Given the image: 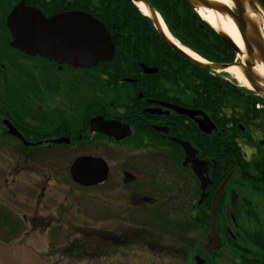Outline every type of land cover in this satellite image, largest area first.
I'll list each match as a JSON object with an SVG mask.
<instances>
[{
	"label": "flooded vegetation",
	"instance_id": "af4514ba",
	"mask_svg": "<svg viewBox=\"0 0 264 264\" xmlns=\"http://www.w3.org/2000/svg\"><path fill=\"white\" fill-rule=\"evenodd\" d=\"M6 2L0 0V149L21 154L17 168L9 170L27 174L28 188L12 192L21 209L16 203L0 207V244L31 247L49 264L107 257L121 244L173 257L199 255L206 263L209 225L205 230L198 222L203 215L211 218L214 193L228 176L217 201L222 248L236 264H263L261 64H251L255 89L229 75L209 79L223 91L215 96L197 94L195 77L188 86L149 78L158 68L146 73L142 65L154 66L141 61L93 68L60 64L10 46L5 21L14 6L5 14ZM97 117L118 137L128 136L90 132ZM209 122L214 129L207 130ZM184 145L190 148L187 161ZM84 156L104 160L102 181L83 185L72 179L71 165ZM112 159L120 161L119 174ZM56 166L62 167L59 182ZM63 182L67 193L58 195L52 187L63 188Z\"/></svg>",
	"mask_w": 264,
	"mask_h": 264
},
{
	"label": "water",
	"instance_id": "95a60500",
	"mask_svg": "<svg viewBox=\"0 0 264 264\" xmlns=\"http://www.w3.org/2000/svg\"><path fill=\"white\" fill-rule=\"evenodd\" d=\"M137 6L143 3L148 9L149 17L153 21L155 28L166 40L168 45L179 55L185 57L193 64L213 71H222L230 66L240 69L252 88L255 89L254 80L258 78L252 70V62L256 61L264 65V37L261 32V25L252 20L247 14V8L256 10L258 6L256 0H230L232 7L212 0H186L189 5L197 11L198 8H209L229 17L236 26L242 41L246 58L243 61L233 63H210L200 62L189 57L180 46L168 39L158 22V13L146 0H130ZM262 11V10H261ZM6 27L10 32V46L23 51L28 55H39L50 61L60 64L66 63L73 67L92 68L100 62H109L114 53V45L110 34L105 30L104 25L94 18L90 13L82 10H72L46 17L43 13L32 6H25L23 0L8 13L6 17ZM220 37L237 54L243 55L236 47L232 39L223 31H218ZM144 72H156V68H148L142 65ZM176 111L191 115L192 111L176 106H171ZM198 113V112H197ZM214 125L209 122L207 130L214 129ZM13 133L12 129H9ZM90 132L99 131L108 136H116L117 139L124 138L128 131L120 137L117 136L115 128L101 123L100 118H93L90 121ZM63 140H58L61 142ZM186 157L190 158V148L184 145ZM197 175L201 181L204 191L206 179L203 177L204 171L201 165H197ZM72 179L83 185H93L102 181L107 173L106 163L100 158L78 157L70 168ZM228 180V176L221 182L214 193L212 201L211 223L207 234L206 248L214 251L221 248V238L215 230L217 218V200ZM204 192L201 195V199ZM195 264H204L199 255L194 256ZM0 264H49L34 249L23 244H12L4 246L0 244Z\"/></svg>",
	"mask_w": 264,
	"mask_h": 264
},
{
	"label": "trees",
	"instance_id": "16d2710c",
	"mask_svg": "<svg viewBox=\"0 0 264 264\" xmlns=\"http://www.w3.org/2000/svg\"><path fill=\"white\" fill-rule=\"evenodd\" d=\"M6 1L5 14L18 0ZM23 1L26 5L37 7L46 16L69 10H83L100 20L111 34L115 46L114 56L110 62L113 65L125 61H141L158 68L157 73L147 75L149 78L165 77L171 84L180 80L182 84L188 86L189 79L195 77L197 94L215 96L223 93L216 83L209 82V79L219 76L212 75L209 70L202 69L177 54L155 29L152 20L144 16L130 0ZM146 1L161 16L170 34L182 45L212 63H231L234 60L233 49L199 17L186 0ZM258 2L264 10V0ZM137 77L140 79L141 76ZM152 82L155 84L156 80ZM216 100L218 99L214 101ZM209 221L210 214H207L203 215V220L198 223L206 230ZM216 253L217 251L210 255ZM207 260L210 264L209 257ZM241 262L249 264L246 260Z\"/></svg>",
	"mask_w": 264,
	"mask_h": 264
},
{
	"label": "rangeland",
	"instance_id": "374dc122",
	"mask_svg": "<svg viewBox=\"0 0 264 264\" xmlns=\"http://www.w3.org/2000/svg\"><path fill=\"white\" fill-rule=\"evenodd\" d=\"M237 57H241L240 54H236ZM213 73L214 75H217L219 77H224V75L232 76L225 72H217ZM87 77V76H86ZM233 77V76H232ZM234 81L237 83L238 81L234 79ZM21 154L10 149H0V168H4V172H0V199H3L4 202L0 204V207L4 206L11 208V206L18 204L16 208L21 209V204L19 205L18 202L14 200L12 197L13 191H18V195H21V191L27 189L28 187L25 186V176L23 173L15 176L14 171H10V168L16 169V163H18L19 158ZM37 157V155H36ZM18 159V161L16 160ZM119 162L118 160H111V166H116L118 169L114 173L119 174ZM4 164V165H3ZM54 176L58 179H56L58 182L61 181V175L60 171L62 167L56 166L54 167ZM11 173V174H10ZM60 179V180H59ZM65 181V180H64ZM52 189L58 194L62 195L63 193H67L66 183L63 182V188L58 187H52ZM92 194V191H91ZM74 195V193H72ZM20 200L19 198H17ZM93 202L90 203L92 206ZM4 205V206H3ZM14 210V209H13ZM120 231V230H119ZM38 248H43L41 246H38ZM182 250V249H181ZM109 253H112V255L107 254V257H100L97 259H91L86 257H78L74 259H69L66 261H63V264H195L193 263L192 256H189V253H186L185 255H181L179 257H173L171 254L166 253H154L151 250H145L143 247L139 245L134 246H124V244H121L119 246H116L115 248H112ZM210 264H236L235 261L231 262L232 258L230 259L227 252L224 251L222 248L221 251H217L214 255H209ZM238 264H243L242 262H239Z\"/></svg>",
	"mask_w": 264,
	"mask_h": 264
},
{
	"label": "bare ground",
	"instance_id": "6f19581e",
	"mask_svg": "<svg viewBox=\"0 0 264 264\" xmlns=\"http://www.w3.org/2000/svg\"><path fill=\"white\" fill-rule=\"evenodd\" d=\"M212 1L224 3L225 5L232 7L230 0H212ZM137 8L139 9V11L142 14L147 15V16L150 15L148 9L146 8V6L143 3H141V2L137 3ZM197 13L200 16V18L202 20H204L206 23H208L213 29L218 30V31H223L224 33H226L232 39L233 43L236 45V47L239 49V51L242 52L243 54H245L244 43L242 41V38H241L236 26L234 25V23L232 22V20L229 17H227L221 13H218L217 11L209 9V8H198ZM247 14L249 15V17L252 20L256 21V23L261 25V32H262L263 37H264V13L257 6L256 10H254V11L247 8ZM157 18H158V22L162 28L164 35L168 39L172 40L174 44L180 46L181 49L189 57L193 58L194 60L200 61V62H205V60L201 56H199L197 53H195L194 51L190 50L189 48L181 45L176 39H174L172 37V35L169 33L168 29L166 28L162 18L159 15ZM258 70H259L260 75L264 76V65H260L258 67ZM222 71L232 75L244 87H246V88L250 87L249 82L244 77V75L242 74V72L240 71V69L238 67L230 66V67H228ZM218 72H220V70H218Z\"/></svg>",
	"mask_w": 264,
	"mask_h": 264
}]
</instances>
